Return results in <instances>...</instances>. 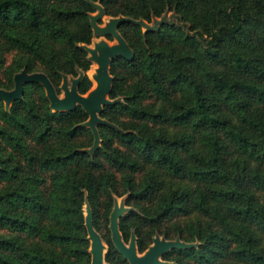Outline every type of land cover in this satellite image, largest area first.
I'll return each instance as SVG.
<instances>
[{
	"label": "trees",
	"instance_id": "1",
	"mask_svg": "<svg viewBox=\"0 0 264 264\" xmlns=\"http://www.w3.org/2000/svg\"><path fill=\"white\" fill-rule=\"evenodd\" d=\"M94 1L0 0V36L21 52L9 79L22 68L41 71L58 93L61 73L81 70L77 90L85 93L82 43L92 37ZM99 1L106 13L119 2ZM125 5L112 14L148 19L173 9L182 23L145 32L121 23L132 30L123 36L133 57L111 60L109 95L122 98L103 105L100 115L116 126L96 123L101 144L92 153L76 140L94 137L80 104L52 110L39 82L24 83L8 109L0 99V264H89L84 202L107 244L105 260L129 264L108 227L113 196L123 193L127 204L148 202L119 217L125 242L132 218L149 227L143 234L135 227L139 251L157 231L199 241L163 254H175L176 264H264V0ZM175 217L186 219L160 229Z\"/></svg>",
	"mask_w": 264,
	"mask_h": 264
},
{
	"label": "water",
	"instance_id": "2",
	"mask_svg": "<svg viewBox=\"0 0 264 264\" xmlns=\"http://www.w3.org/2000/svg\"><path fill=\"white\" fill-rule=\"evenodd\" d=\"M94 7H99L102 13L101 6L92 2ZM122 20H133L128 17L115 18L111 21L108 27L100 28L96 25L94 18H90V23L93 29L99 33L111 32L116 37L117 42L110 45H104L103 43L96 44V49H90L91 58L98 63L97 74L95 80L97 84L94 88L89 90L86 94L80 93L77 90V84L82 77V74L72 78L70 86L67 84V77L63 76L62 88L64 91L63 96H59L55 91L53 84L48 76L41 71L27 72L25 69H21L13 76L14 86L12 89H4L0 87V99L4 101L5 105L11 104L15 99H19L23 93L24 83L27 82H39L43 85L46 96L49 99V106L52 110H71L80 104L83 109L88 113V119L83 121L82 124L88 126L93 134L94 141L92 148L98 146L99 134L96 128V123H108L105 119L101 118L98 114L102 110L103 105L111 102L112 100L107 97L111 88L112 76L109 73V64L112 59L120 55L126 59L133 57V51L116 30V25ZM136 23H142L141 20H133ZM10 106V105H9ZM9 108V107H8ZM5 107V109H8ZM92 150V149H91ZM89 151V150H88ZM91 152V151H89ZM121 214V209L115 205L110 212L109 227L111 231V239L114 246L118 251L126 258L129 264H173L171 261L164 260L161 255L171 248H186L194 246L175 239H166L159 237L158 235L153 237V243L148 248L139 254L137 252L135 244V235L132 233L128 244L123 240L121 232L118 227V216ZM91 210L88 207L87 214L85 216V225L89 234L91 261L90 264H103V241L100 234L94 229L91 219Z\"/></svg>",
	"mask_w": 264,
	"mask_h": 264
},
{
	"label": "rangeland",
	"instance_id": "3",
	"mask_svg": "<svg viewBox=\"0 0 264 264\" xmlns=\"http://www.w3.org/2000/svg\"><path fill=\"white\" fill-rule=\"evenodd\" d=\"M135 0H119V2L117 4H113V5H110L109 6V12L110 13H106L105 10H104V7L103 5L101 4V2L99 0H95L94 3L101 6L102 8V13L99 15V12H100V9L99 7H95V10L92 11L90 13V18H94V21L96 23V25L100 28H105V27H108L109 24L111 23V21L115 18H122V17H128V18H131L133 20H141L142 23H137L140 25L141 29L143 32L145 31H148V30H156L158 27H159V24L161 22H169V23H182V20L180 19L179 15L177 14V12L173 9H165L160 15H152L150 18L148 19H144V18H134L132 16H129V15H123V14H112L114 12H116V10H120L121 8H125V3H131V2H134ZM133 20H122L121 22H119L117 25H116V30L121 34V36L125 39V37L123 36V34H125L128 38H130V36L133 35L132 33V30L126 26V25H122L121 23L122 22H134L136 23V21H133ZM92 26V25H91ZM125 41L127 42V40L125 39ZM103 43L104 45H110L112 43H116L117 42V39L116 37L113 35V33L111 32H106V33H99L97 31H95L92 27V37H91V40L90 42L88 43H82V45L85 47L86 49V52H87V57L89 59V65L87 67V69L85 70V73L89 76L90 80H91V86L90 88L84 93L86 94L89 90H91L92 88L95 87V85L97 84V81L95 80V75L97 74V67H98V63L93 60L91 58V52H90V49H96V44L98 43ZM97 50V49H96ZM21 54L20 51H18L16 48H14L13 46H10L8 45L7 43H5V41L3 40V38H1L0 36V58L2 59L1 62H0V84L3 85L1 87H4V89L6 87H9V88H6V89H12V83L14 82V79L12 77V81L9 79V67L12 65V62ZM111 63V61H110ZM110 68V64H109V67ZM24 69V68H22ZM117 71L123 75V77L125 78V82L127 81H131L132 80V77L131 75L127 72V70H124L122 68H117ZM82 74L83 75V71L81 70H78V74ZM110 73V72H109ZM78 74L76 76H78ZM66 76L67 77V84L68 86H70L71 84V80L72 78L76 77L74 75H72L71 73H61V76H60V79H59V91H58V95L59 96H63L64 95V91H63V88H62V83H63V76ZM110 75L112 76V74L110 73ZM14 76V75H13ZM11 87V88H10ZM45 90V89H44ZM32 92V95L37 99V100H40V96L38 94V92L35 90V89H32L31 90ZM45 95H46V92H45ZM47 97V96H46ZM107 97L109 99H111L113 101L117 100V99H121L122 96L121 95H117L115 97H110V95L108 94ZM48 99V97H47ZM49 100V99H48ZM147 102H152L154 101V97H149L146 99ZM4 102V101H3ZM9 105L11 104H8L7 106L5 105L4 103V107L8 108ZM83 108V107H82ZM102 111V110H101ZM100 111V112H101ZM86 112V111H85ZM100 112H99V116L103 119H105L104 117H102L100 115ZM87 113V112H86ZM88 114V113H87ZM89 117V116H88ZM88 117L85 119L87 120ZM125 118L127 119V117L125 116ZM84 120V121H85ZM106 120V119H105ZM108 121V120H106ZM83 122V121H82ZM81 122V124H82ZM106 124H109V125H112V126H116L114 123L112 122H109L106 123ZM85 126V125H84ZM88 127V126H86ZM89 128V127H88ZM77 143H79L81 145V149L83 150H89L91 151L90 153H92L96 148H98L101 144V140L99 138V141H98V146L96 148H92L93 146V141H94V137H92L89 133H82L80 134L78 137H77ZM9 149V148H8ZM92 149V150H91ZM88 151V152H89ZM17 159H20V156L17 155ZM35 169L36 166H35ZM41 172V174L45 175V177L47 178L49 176V172L47 170H43V169H40L39 170ZM113 171H115V169H113ZM143 171L144 170H141V171H137L135 173V177L136 179L138 180L139 177L143 174ZM115 174L117 176H120V172L118 171H115ZM43 184H41V189L42 190H45V188H43ZM126 196H127V193H123L122 195H117V194H114L113 196V202H112V207H111V210L113 209V207L115 205H117L120 209H121V214L118 216V223H119V217L125 213L126 211L128 210H135V211H139V207L140 206H143V205H147V201H132L131 204H127L126 203ZM131 202V201H130ZM88 207L90 208L88 202H84L83 204V210H84V214L86 216L87 214V209ZM91 210V208H90ZM110 210V212H111ZM109 217H110V214H109ZM91 219H92V215H91ZM186 218L185 217H175L173 219H168V220H165L162 224H160V229L161 230H164V229H171L173 227V223L174 222H178V223H182L183 224V220H185ZM131 230H130V236L131 234L133 233L135 235V244H136V234H135V227L139 226L140 230H141V233L143 234L145 231L146 233L148 232L149 230V227L147 225H142V223L140 222L141 220L137 217H134L131 219ZM108 227H109V223H108ZM110 229V227H109ZM111 232V231H110ZM88 233V232H87ZM158 235L159 237H164L163 234L159 233V232H153L152 234V238H151V242L147 245V247L143 250V251H139L137 249V252L139 254H143V252L148 248L149 245H151L153 243V237ZM122 236V235H121ZM260 244L261 245H264V233H260ZM88 238H89V234H88ZM123 238V237H122ZM165 238V237H164ZM175 238H179L180 240L182 241H185L187 243H190V244H193L194 246L198 245L199 241L198 240H184L182 238H180L178 235H176L174 238H171V239H175ZM167 239V238H166ZM129 240H130V237H129ZM128 240V242H129ZM90 241L91 239L89 238V249H90ZM103 241V240H102ZM128 242H126V244H128ZM137 248V246H136ZM107 250V244L103 241V257H104V253L105 251ZM170 250V249H169ZM167 250L166 252H164L163 254H167V252L169 251ZM91 253V252H90ZM163 254L161 255V258H163ZM169 254H167L168 256ZM174 256H176L175 254H170V259H164V260H168V261H171L173 264H176V260L173 259ZM91 261V259H90ZM104 263L103 264H109L105 258H104ZM129 263V262H128ZM90 264V263H89Z\"/></svg>",
	"mask_w": 264,
	"mask_h": 264
}]
</instances>
